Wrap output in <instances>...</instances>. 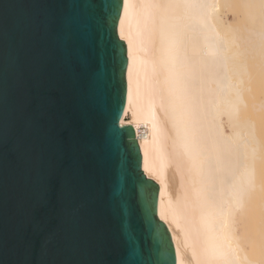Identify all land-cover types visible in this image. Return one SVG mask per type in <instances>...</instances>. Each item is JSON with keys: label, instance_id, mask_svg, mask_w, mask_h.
I'll list each match as a JSON object with an SVG mask.
<instances>
[{"label": "water", "instance_id": "95a60500", "mask_svg": "<svg viewBox=\"0 0 264 264\" xmlns=\"http://www.w3.org/2000/svg\"><path fill=\"white\" fill-rule=\"evenodd\" d=\"M122 0H0V264H176L126 98Z\"/></svg>", "mask_w": 264, "mask_h": 264}, {"label": "bare ground", "instance_id": "6f19581e", "mask_svg": "<svg viewBox=\"0 0 264 264\" xmlns=\"http://www.w3.org/2000/svg\"><path fill=\"white\" fill-rule=\"evenodd\" d=\"M117 34L176 264H264V0H122Z\"/></svg>", "mask_w": 264, "mask_h": 264}]
</instances>
